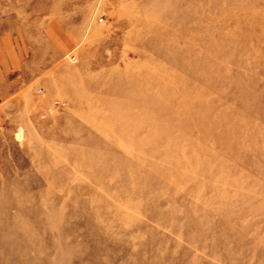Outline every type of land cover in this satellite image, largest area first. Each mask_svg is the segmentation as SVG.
I'll use <instances>...</instances> for the list:
<instances>
[{
	"label": "rangeland",
	"instance_id": "1",
	"mask_svg": "<svg viewBox=\"0 0 264 264\" xmlns=\"http://www.w3.org/2000/svg\"><path fill=\"white\" fill-rule=\"evenodd\" d=\"M0 264H264V0H0Z\"/></svg>",
	"mask_w": 264,
	"mask_h": 264
}]
</instances>
